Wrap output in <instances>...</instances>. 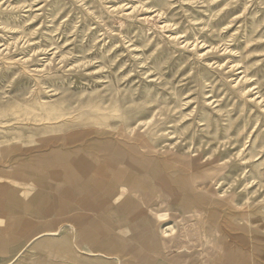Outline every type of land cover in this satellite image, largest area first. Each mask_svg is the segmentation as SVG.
Masks as SVG:
<instances>
[{"label":"rangeland","instance_id":"obj_1","mask_svg":"<svg viewBox=\"0 0 264 264\" xmlns=\"http://www.w3.org/2000/svg\"><path fill=\"white\" fill-rule=\"evenodd\" d=\"M0 264H264V0H0Z\"/></svg>","mask_w":264,"mask_h":264}]
</instances>
